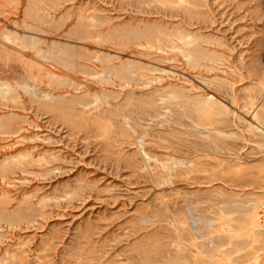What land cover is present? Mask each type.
<instances>
[{"label": "rangeland", "instance_id": "obj_1", "mask_svg": "<svg viewBox=\"0 0 264 264\" xmlns=\"http://www.w3.org/2000/svg\"><path fill=\"white\" fill-rule=\"evenodd\" d=\"M0 128V264H264V0H0Z\"/></svg>", "mask_w": 264, "mask_h": 264}, {"label": "bare ground", "instance_id": "obj_2", "mask_svg": "<svg viewBox=\"0 0 264 264\" xmlns=\"http://www.w3.org/2000/svg\"><path fill=\"white\" fill-rule=\"evenodd\" d=\"M171 1V0H170ZM192 2V1H191ZM178 6V5H177ZM186 7V6H185ZM39 34V33H38ZM187 35V34H186ZM22 36V35H21ZM12 37V36H11ZM180 40V39H179ZM17 43V42H16ZM23 44H25V43H23ZM145 44V43H144ZM34 46V45H33ZM32 46V47H33ZM192 46V45H191ZM144 49V48H143ZM183 53V52H182ZM197 53V52H196ZM49 54V53H48ZM51 54V53H50ZM199 54V53H198ZM183 55V54H182ZM43 56V55H42ZM45 58H49L47 55L46 56H44ZM71 55H69V53H67V52H65V51H63V50H61V49H59V48H56V49H54L53 50V52H52V55H51V59L52 60H54L55 62H58L62 67H64V68H67L68 66H69V64H70V59H71ZM50 59V60H51ZM58 64V65H59ZM61 67V68H62ZM68 68H70V67H68ZM127 69V68H126ZM126 69H125V71H126ZM123 71V70H122ZM124 71V72H125ZM91 72H93V71H91ZM48 73V72H47ZM106 76L107 75H109V76H107V77H111V76H116L117 74H116V71L115 70H113L112 68H109L107 71H106ZM89 75V74H88ZM124 79V78H123ZM50 80H52V79H50ZM123 83V82H122ZM108 85V84H107ZM110 86V85H109ZM3 92V91H2ZM6 94V93H5ZM3 95V94H2ZM209 100V99H208ZM2 126H3V124H2ZM2 126H1V128H2ZM0 128V129H1ZM223 221V220H222ZM221 221V222H222ZM264 226V225H263ZM225 227V226H224ZM223 228V227H222ZM259 228V227H258ZM216 229V228H215ZM224 229V228H223ZM226 230V229H225ZM251 230V229H250ZM254 230V229H253ZM221 231V230H220ZM234 231V230H233ZM217 232H219V231H217ZM241 233V232H240ZM222 234H224V233H222ZM226 234H227V232H226ZM230 234V233H229ZM237 236H239V235H237ZM235 237V236H234ZM222 239H223V237H221ZM228 238H230V237H227V240H228ZM233 238V237H232ZM239 237H237V239H238ZM248 238V237H247ZM251 238V237H250ZM243 239H244V237H243ZM230 240V239H229ZM229 240L226 242V243H228L229 242ZM245 240H247V239H245ZM222 241V240H221ZM231 241V240H230ZM220 242V241H219ZM223 242V241H222ZM232 242V241H231ZM245 242V241H244ZM247 242V241H246ZM230 243V242H229ZM222 245V244H221ZM219 246H220V243H219ZM224 246V245H223ZM245 246H247V245H245ZM228 247V246H227ZM244 247V246H243ZM228 248H230V246L228 247ZM233 248V247H232ZM249 248V247H248ZM227 249V248H226ZM219 250H220V248H219ZM244 250V249H243ZM239 251V250H238ZM237 251V252H238ZM263 251V250H262ZM214 252V251H213ZM212 252V253H213ZM221 252V251H220ZM222 252H224V251H222ZM240 252V251H239ZM209 253V252H208ZM230 253V252H229ZM261 253V252H260ZM207 254V253H206ZM210 254V253H209ZM231 254V253H230ZM201 256H203V255H201ZM235 257V256H234ZM205 258V257H204ZM217 260L216 258H212V260H210V261H207V262H211V261H213V260ZM201 260V259H200ZM231 260V259H230ZM202 261V260H201ZM219 261V260H218ZM218 261H216L214 264H223L222 262H218ZM194 263H195V261H194ZM204 263V262H203ZM213 263V262H212ZM256 264V263H255Z\"/></svg>", "mask_w": 264, "mask_h": 264}]
</instances>
